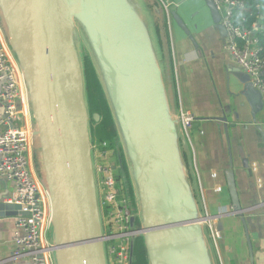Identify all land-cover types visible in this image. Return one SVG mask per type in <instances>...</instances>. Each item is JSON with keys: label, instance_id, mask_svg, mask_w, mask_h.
Masks as SVG:
<instances>
[{"label": "water", "instance_id": "1", "mask_svg": "<svg viewBox=\"0 0 264 264\" xmlns=\"http://www.w3.org/2000/svg\"><path fill=\"white\" fill-rule=\"evenodd\" d=\"M209 1L215 21L221 24V15ZM148 3L152 5L149 0H0V19L24 77L33 137L41 148L51 199L48 237L54 264H109L89 98L82 74L83 52L77 42V36L84 33L91 53L99 51L100 62L95 57L99 73L128 141L131 178L133 174L141 204V216L132 205L131 225L145 241L149 263L220 264L208 229L210 217L189 189L180 146L182 139L188 150L189 141L180 121L179 100L176 114L169 101L168 81L171 78L173 84L175 66L168 13L159 2L161 10L151 14ZM155 13L168 71L151 29L149 18ZM173 16L184 28L179 17ZM220 27L227 37L225 27ZM83 46L87 48L86 42ZM113 69L126 91L124 109L119 108L120 100L111 89ZM92 119L98 122L100 116L93 114ZM120 168L128 191L121 163ZM227 179L232 214L242 216L232 170ZM18 215L28 214L0 201V217ZM137 221L139 228L135 227ZM242 221L251 250L244 218ZM133 256L134 240L130 264Z\"/></svg>", "mask_w": 264, "mask_h": 264}, {"label": "crops", "instance_id": "2", "mask_svg": "<svg viewBox=\"0 0 264 264\" xmlns=\"http://www.w3.org/2000/svg\"><path fill=\"white\" fill-rule=\"evenodd\" d=\"M158 1L168 6L169 13L166 20L175 66L173 84L171 78L168 81L171 109L176 114L179 100L195 118L188 150L182 139L180 143L188 186L220 233L214 243L215 254L220 264H264V102L250 77L235 64L209 0ZM155 14L149 18L151 29L159 58L168 71ZM0 28L6 36L1 19ZM25 101L23 112L27 115L23 113V118L32 128L28 98ZM2 110L0 103V114ZM32 170L35 171L33 163ZM230 170L242 216L228 214L233 211L227 179ZM14 195V184L0 178V201L8 203ZM15 229L16 217H0V264H28L26 258L13 257Z\"/></svg>", "mask_w": 264, "mask_h": 264}, {"label": "built area", "instance_id": "3", "mask_svg": "<svg viewBox=\"0 0 264 264\" xmlns=\"http://www.w3.org/2000/svg\"><path fill=\"white\" fill-rule=\"evenodd\" d=\"M212 2L221 15V24L227 31L228 51L235 64L250 77L253 87L261 93L264 102V62L260 57L258 39L255 36L260 31L259 26L255 25L254 29L249 31L234 23V10L244 8L241 0ZM164 8L168 13V6L165 5ZM22 76L7 37L0 28V103L3 105L0 114V178L14 184L15 195L8 203L21 207V212L28 214L16 216L13 257L26 258L28 264H53L51 242L47 237L50 219L44 197L46 193L32 170L33 131L23 118V103L27 105V95ZM179 113L184 134L190 142L194 115L180 102ZM98 148L102 151L99 155L102 162L98 163L96 170L105 220L108 262L130 264V240L139 232L132 228L133 214L125 197L126 187L123 178L121 182L117 180V168L111 165L107 155L109 147L105 143L94 145V149L98 151ZM214 223L210 217L209 230L215 243L220 238V233Z\"/></svg>", "mask_w": 264, "mask_h": 264}, {"label": "rangeland", "instance_id": "4", "mask_svg": "<svg viewBox=\"0 0 264 264\" xmlns=\"http://www.w3.org/2000/svg\"><path fill=\"white\" fill-rule=\"evenodd\" d=\"M149 1L152 4L151 6H149L150 9L148 8L151 14L154 13L155 11L158 12L159 10H161V5L158 0H149ZM82 35L83 36L79 34V36H77V42L78 45L81 46L80 51L83 52V55L81 56L82 64H83L82 74L85 82L86 93L89 98L90 115H91V120H90L91 137L93 139V142L97 141V143H94V145L99 146L105 143L107 144L108 147L109 145H115L118 147L117 150L119 151V153H117L115 149L109 147V151L107 152V155L111 165L112 166L114 165V167L117 168V171L121 169L120 163L122 164L123 166L122 171L126 175V179L128 183V191L125 196L127 200V204L131 208L133 205L135 210L138 212V215L141 216V204L137 195L138 193L137 184L133 177V174L131 178V173H130L131 152L129 149L128 141L125 138L124 129L119 124V121L117 119L118 117L115 116L116 112L114 113L112 102L108 94V88L103 80V77L99 73V70L101 68H99L100 65L98 66L97 63L100 62L99 59L100 55L99 52H97L96 55L91 53L90 47L88 45V40L85 37V33ZM84 42H86L87 48H84L83 46ZM95 57H98L99 62L95 60ZM89 64L92 65L91 68L88 67ZM22 78L24 81L23 76ZM25 89H26V85H25ZM26 95H27V89H26ZM92 103H94V106H92ZM93 114H98L100 116V120L98 122L92 119ZM100 136H102V139L99 138ZM101 152L102 151L99 148L98 151L94 149V155H95L94 160L96 163V167L97 165L99 166L98 164L99 162H102V159L99 156ZM31 155H32V163L35 169L34 173L38 179H41V183L44 187V192L46 193L44 194V197L48 208L49 219L51 221V217H52L51 199L45 185L44 169L41 158V148L37 137L32 138ZM228 214L231 215L232 212ZM102 220H103L102 221L103 228H105L104 217L102 218ZM49 228L50 227H48L47 235L49 234ZM138 237L139 236L136 235L131 238L130 249L132 247V241L134 240V244H135V242L139 239ZM48 240L49 242H52L49 238ZM139 240H141V238ZM142 243L146 247L143 238H142ZM145 261L148 264H150L149 257L147 255H145ZM146 262H144L143 264H146ZM133 264H135V256H133Z\"/></svg>", "mask_w": 264, "mask_h": 264}, {"label": "trees", "instance_id": "5", "mask_svg": "<svg viewBox=\"0 0 264 264\" xmlns=\"http://www.w3.org/2000/svg\"><path fill=\"white\" fill-rule=\"evenodd\" d=\"M241 1L244 3V8L241 10H234L233 21L237 26H241L242 28L249 31H252L255 25L259 26L260 31H258L255 34V36L258 39V48L260 49V53H259L260 57L264 62V0H241ZM91 66H92L91 64L88 65V67L90 68ZM92 106H94V103H92ZM99 138L102 139V136H100ZM94 143H97V141H95ZM109 147L115 149L116 152L118 153L117 146L109 145ZM122 178H123L122 172L120 169L117 172L118 182H121ZM125 192H127V189H125ZM139 226L140 224L137 221L135 227L139 228ZM138 238L139 239L141 238V240L138 239L134 244L135 264H143L144 262H146L145 255L148 256V254L146 247L142 243V237H138ZM146 264L148 263L146 262Z\"/></svg>", "mask_w": 264, "mask_h": 264}, {"label": "bare ground", "instance_id": "6", "mask_svg": "<svg viewBox=\"0 0 264 264\" xmlns=\"http://www.w3.org/2000/svg\"><path fill=\"white\" fill-rule=\"evenodd\" d=\"M98 51V50H97ZM103 52V50L101 49ZM99 52V51H98ZM100 55V54H99ZM115 75H110L111 77V89L113 92L117 95L119 102V108L124 109L126 106V91L124 90L123 81L121 80V77L115 72L113 69ZM109 77V79H110Z\"/></svg>", "mask_w": 264, "mask_h": 264}]
</instances>
